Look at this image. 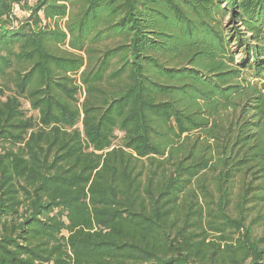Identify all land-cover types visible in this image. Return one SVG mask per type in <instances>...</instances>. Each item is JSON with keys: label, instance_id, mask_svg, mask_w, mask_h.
<instances>
[{"label": "trees", "instance_id": "obj_1", "mask_svg": "<svg viewBox=\"0 0 264 264\" xmlns=\"http://www.w3.org/2000/svg\"><path fill=\"white\" fill-rule=\"evenodd\" d=\"M0 264H264V0H0Z\"/></svg>", "mask_w": 264, "mask_h": 264}, {"label": "rangeland", "instance_id": "obj_2", "mask_svg": "<svg viewBox=\"0 0 264 264\" xmlns=\"http://www.w3.org/2000/svg\"><path fill=\"white\" fill-rule=\"evenodd\" d=\"M26 105V107H28V104H25Z\"/></svg>", "mask_w": 264, "mask_h": 264}]
</instances>
